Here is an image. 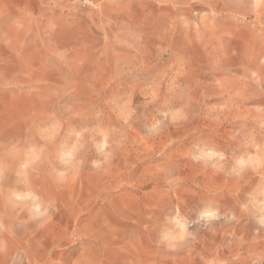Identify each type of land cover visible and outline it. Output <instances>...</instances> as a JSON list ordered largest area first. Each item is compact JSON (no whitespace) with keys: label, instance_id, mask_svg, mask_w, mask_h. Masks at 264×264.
<instances>
[{"label":"rangeland","instance_id":"1","mask_svg":"<svg viewBox=\"0 0 264 264\" xmlns=\"http://www.w3.org/2000/svg\"><path fill=\"white\" fill-rule=\"evenodd\" d=\"M262 206L264 0H0V264H264Z\"/></svg>","mask_w":264,"mask_h":264},{"label":"clouds","instance_id":"2","mask_svg":"<svg viewBox=\"0 0 264 264\" xmlns=\"http://www.w3.org/2000/svg\"><path fill=\"white\" fill-rule=\"evenodd\" d=\"M211 155V154H209ZM264 207V206H262ZM217 211L215 209H207L205 210L203 213H201V217L203 220L205 221H210V220H214L217 218ZM258 222H262L264 223V220L262 221H258ZM180 232L178 235L176 236H173V237H168L167 235L164 237L165 239H170V240H175V241H179V240H182L188 233H187V230H186V226L181 223L180 224Z\"/></svg>","mask_w":264,"mask_h":264}]
</instances>
